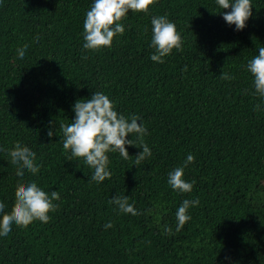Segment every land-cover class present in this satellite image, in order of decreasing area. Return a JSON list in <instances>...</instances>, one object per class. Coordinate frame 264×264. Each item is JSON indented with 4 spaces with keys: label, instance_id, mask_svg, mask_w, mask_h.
<instances>
[{
    "label": "trees",
    "instance_id": "trees-1",
    "mask_svg": "<svg viewBox=\"0 0 264 264\" xmlns=\"http://www.w3.org/2000/svg\"><path fill=\"white\" fill-rule=\"evenodd\" d=\"M93 3L0 0V202L11 212L20 178L8 150L16 141L42 165L25 170L23 182L60 193L48 223L13 224L0 236V264H264V97L247 70L264 47V0H252L239 31L216 0H155L147 13L129 10L110 48L87 50L83 24ZM155 16L174 22L183 40L163 63L151 59ZM223 71L235 78L220 79ZM96 91L119 114L139 118L152 152L138 167L142 147L126 145L127 160L108 153L112 176L103 182L90 180L83 158L68 160L60 131L75 119L74 104ZM188 154L195 161L183 179L195 183L181 193L168 178ZM117 194L141 214L110 204ZM197 198L177 232L178 208Z\"/></svg>",
    "mask_w": 264,
    "mask_h": 264
},
{
    "label": "clouds",
    "instance_id": "clouds-1",
    "mask_svg": "<svg viewBox=\"0 0 264 264\" xmlns=\"http://www.w3.org/2000/svg\"><path fill=\"white\" fill-rule=\"evenodd\" d=\"M155 0H94L90 10L86 13L84 20V49L99 50L112 46L114 37L123 35L125 27L120 21L125 18L129 10L133 12L147 13ZM223 11V18L229 25H235L236 30H243L248 19L252 16V0H216ZM152 41L151 47L156 52L151 56L154 62L163 63L164 57L170 55L173 49L183 51V40L177 26L166 16H155L151 20ZM145 32L147 29L145 28ZM39 39L38 37L36 38ZM25 44L17 49L20 59L25 56ZM86 58V57H84ZM185 71L187 66H185ZM247 70L254 77V87L259 96L264 97V47L259 48V54L251 59L247 64ZM235 77L227 72H222L220 79L232 80ZM260 105H256L259 110ZM73 109L76 113L75 119L70 124H60V131L63 134V148L71 152L68 160L72 157L83 158L86 166L93 169L90 180L103 182L106 178H111L112 173L108 168L110 163L108 153L118 152L125 160L129 159V151L126 145L142 147L143 151L136 155L135 166H139L142 161L152 155L151 149L143 141V137L148 134V129L138 122V117L133 115L130 119L115 110L114 102L108 95L96 91L91 99L78 100ZM134 134V139H128V134ZM49 137L54 133L50 129L47 133ZM137 139L140 140L137 143ZM3 151V149H0ZM10 163L16 166V175L20 178L15 189V203L11 212H5V204L0 202V236H7L12 230V225L28 227L30 223L39 220L48 223L49 212L56 211L58 205L53 203L60 199L58 191H52L49 195L36 182L24 183L25 170L29 173H39L41 164L36 163V152L30 147L16 141L12 149L8 150ZM195 157L188 154L184 166L176 167L169 173L168 183L172 189L181 193L191 192L195 181L186 182L184 177L185 168L188 164L194 163ZM115 204L122 213L139 215L133 204L129 203L128 196L115 195L109 201ZM199 199H185L176 213L177 227L179 232L191 219L187 214L188 209L198 206ZM151 211V210H149ZM112 227V223L105 224V228ZM169 235L172 229H164ZM226 259H228L226 257Z\"/></svg>",
    "mask_w": 264,
    "mask_h": 264
}]
</instances>
